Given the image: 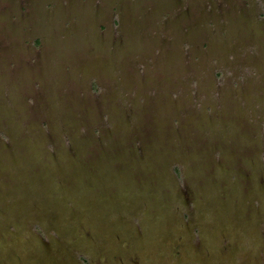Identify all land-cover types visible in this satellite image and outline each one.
<instances>
[{
	"label": "rangeland",
	"instance_id": "1",
	"mask_svg": "<svg viewBox=\"0 0 264 264\" xmlns=\"http://www.w3.org/2000/svg\"><path fill=\"white\" fill-rule=\"evenodd\" d=\"M0 264H264V0H0Z\"/></svg>",
	"mask_w": 264,
	"mask_h": 264
}]
</instances>
